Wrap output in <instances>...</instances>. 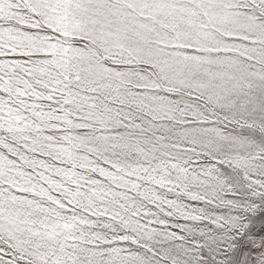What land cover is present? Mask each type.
Returning a JSON list of instances; mask_svg holds the SVG:
<instances>
[{
	"label": "snow or ice",
	"instance_id": "1",
	"mask_svg": "<svg viewBox=\"0 0 264 264\" xmlns=\"http://www.w3.org/2000/svg\"><path fill=\"white\" fill-rule=\"evenodd\" d=\"M0 264H264V0H0Z\"/></svg>",
	"mask_w": 264,
	"mask_h": 264
}]
</instances>
